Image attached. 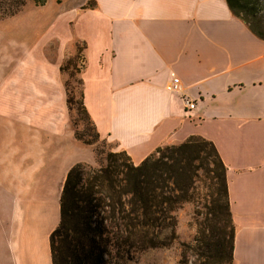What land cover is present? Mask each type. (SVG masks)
I'll list each match as a JSON object with an SVG mask.
<instances>
[{
    "label": "crops",
    "instance_id": "crops-1",
    "mask_svg": "<svg viewBox=\"0 0 264 264\" xmlns=\"http://www.w3.org/2000/svg\"><path fill=\"white\" fill-rule=\"evenodd\" d=\"M77 44L81 99L98 136L134 164L192 136L212 142L226 167L233 264H264V40L226 0L29 1L0 16L10 264H52L63 183L75 164L90 163L75 155L89 145L70 125L61 70ZM174 78L178 92L167 88Z\"/></svg>",
    "mask_w": 264,
    "mask_h": 264
},
{
    "label": "trees",
    "instance_id": "trees-1",
    "mask_svg": "<svg viewBox=\"0 0 264 264\" xmlns=\"http://www.w3.org/2000/svg\"><path fill=\"white\" fill-rule=\"evenodd\" d=\"M33 1L40 5L46 2ZM226 3L234 16L264 40V2ZM71 66L68 60L61 70ZM67 95L69 110L78 105L90 120L82 94L77 101L68 91ZM76 139L86 145L94 142L77 136ZM199 160L208 163L201 168L208 212L199 222L193 241L180 244L179 263L233 264L235 228L227 195L226 167L214 144L198 136L157 148L139 164H134L124 151L107 153L105 164L97 168L75 164L63 183L59 223L50 234L52 264H128L149 249L171 246L176 240L175 213L192 198L186 186V172Z\"/></svg>",
    "mask_w": 264,
    "mask_h": 264
},
{
    "label": "rangeland",
    "instance_id": "rangeland-1",
    "mask_svg": "<svg viewBox=\"0 0 264 264\" xmlns=\"http://www.w3.org/2000/svg\"><path fill=\"white\" fill-rule=\"evenodd\" d=\"M29 1L32 3L34 2L33 0H0V16L6 17L10 14V12L16 14L24 7L25 3ZM259 2L262 4L264 0H258V5H261ZM76 46L77 52L74 57L70 56L63 64L66 65V62L70 60L72 62V66L70 68H66L63 72L67 91L70 92L77 101L80 100V93L82 90L80 73L83 67V51L80 44H77ZM71 112L72 116L70 125L74 129L75 137H81L83 140L94 139L93 144L89 145L90 147L86 146L84 150L76 149L75 155L78 159L90 160V163L87 164L97 168L100 165L105 164L107 153H117L120 151L113 143L101 139L99 136L97 138L96 130L94 129L91 121L82 112L80 106L76 105L75 110L73 109ZM2 141V145L7 142L4 139H2ZM201 156H205V153ZM207 164L208 163L203 160L195 161L192 168H189L186 172V186L192 198L190 202L183 204V206L175 213L177 225L175 229L176 240L173 244L169 247L149 249L135 256V258L129 261L128 264H180V244L193 241L197 233L199 222L205 217L206 212H208L207 206L209 203L203 197L204 191L202 190L201 182L203 172L202 169L206 168ZM1 191L2 190L0 189V264H10L12 261L9 259L6 248L9 239L8 230L11 226L12 204L8 202L5 204L3 203L4 198ZM158 230L160 229H157V231Z\"/></svg>",
    "mask_w": 264,
    "mask_h": 264
},
{
    "label": "built area",
    "instance_id": "built-area-1",
    "mask_svg": "<svg viewBox=\"0 0 264 264\" xmlns=\"http://www.w3.org/2000/svg\"><path fill=\"white\" fill-rule=\"evenodd\" d=\"M179 86H180L179 79L178 78H174V79H172L171 83L168 85L167 88L171 92H178ZM184 103L186 104V106L188 108H190V109L194 108V103H192L191 101L185 99Z\"/></svg>",
    "mask_w": 264,
    "mask_h": 264
}]
</instances>
